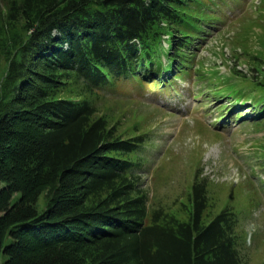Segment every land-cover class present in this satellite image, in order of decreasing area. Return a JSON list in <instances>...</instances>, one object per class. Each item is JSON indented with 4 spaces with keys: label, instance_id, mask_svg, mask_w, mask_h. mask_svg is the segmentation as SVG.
I'll return each mask as SVG.
<instances>
[{
    "label": "trees",
    "instance_id": "obj_1",
    "mask_svg": "<svg viewBox=\"0 0 264 264\" xmlns=\"http://www.w3.org/2000/svg\"><path fill=\"white\" fill-rule=\"evenodd\" d=\"M225 3L0 0V264L248 263L230 206L204 220L205 179L186 219L149 210L132 157L147 140L119 133L95 100L124 81L173 86ZM233 72L261 90L247 110L264 120V77Z\"/></svg>",
    "mask_w": 264,
    "mask_h": 264
},
{
    "label": "rangeland",
    "instance_id": "obj_2",
    "mask_svg": "<svg viewBox=\"0 0 264 264\" xmlns=\"http://www.w3.org/2000/svg\"><path fill=\"white\" fill-rule=\"evenodd\" d=\"M222 5L215 11V28L192 46L189 72L173 79V86L134 87L124 81L95 100L98 115L105 114L119 133L142 134L147 140L132 157L143 163L136 170L149 210L161 207L186 219L195 176L205 179L204 220L230 206L238 217L239 247L247 264H264V120L247 110L262 93L233 72L264 77V0ZM6 72L7 61L0 55V85ZM236 102L243 107L232 109ZM238 112L243 116L236 118ZM43 205L40 195L37 208Z\"/></svg>",
    "mask_w": 264,
    "mask_h": 264
}]
</instances>
